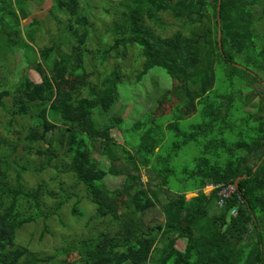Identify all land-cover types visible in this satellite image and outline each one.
<instances>
[{"label":"trees","instance_id":"1","mask_svg":"<svg viewBox=\"0 0 264 264\" xmlns=\"http://www.w3.org/2000/svg\"><path fill=\"white\" fill-rule=\"evenodd\" d=\"M21 1L0 0V60L6 65L11 55L24 54L12 81L6 77L9 70L0 80V126L6 121L1 128L6 135L0 134V264H162L168 256L171 264H264V116L260 115L264 87L248 66L237 62L238 56L256 50L253 30L259 21L254 19L255 12L264 18V10L256 11L259 1L122 0L111 7L107 1L105 10L114 15L105 34L111 35L112 42L99 40L93 52L85 41L80 53L65 55L62 49L81 39L83 27L89 39L87 14H82L78 4L71 10L72 0H53L52 9L68 16L64 26L56 22L60 29L66 28V39L61 40L60 33L36 49L21 41L17 50L15 41L28 19ZM14 5L21 10L13 11ZM164 14L190 33L159 35L149 22L163 27L160 18ZM52 17L57 20L53 13ZM205 19L207 37L203 40ZM38 26L37 21L30 24L27 39L34 40ZM135 47L143 59L140 81L155 69L183 73L188 87L178 96L186 108H197L200 123L184 132L179 114L165 122L147 111L136 123L139 142L126 145L128 150L111 134L122 125V118L108 116L120 99L121 70L115 64L99 84L86 77L99 66L107 68L109 60L127 59ZM89 53L92 70L85 64ZM224 66L228 71L217 88L216 69ZM22 67L33 69L41 83L17 77ZM68 69L75 82L64 89L52 79ZM254 84L261 85L262 91L255 92ZM256 98L261 104L257 113L247 112ZM105 99L111 100L107 114L102 109ZM23 116L35 124L26 131V138L19 136L23 135L19 132ZM53 124L59 125L56 132L50 130ZM46 128L49 131L42 137ZM12 135L19 142H11ZM185 149L197 152L193 164L174 165ZM15 155L19 161L25 159L26 165L38 162L33 167L36 175L48 170L64 173L74 180V188L84 189L86 199L96 206L95 216L85 220V227L95 226L97 232L78 242L62 239V248L51 256L33 252L20 238L27 226L43 221V233H50L48 222L61 217L73 200V217L83 220L86 213L74 191L64 189L63 197L57 198L44 181L29 188L22 176L29 169ZM109 176L124 177V182L110 188ZM241 178L237 193L221 207V189L204 193L208 185L227 187ZM189 193L197 196L188 200ZM50 200H55L53 206ZM233 209L238 211L235 216ZM153 210L163 217L162 223L151 228L145 216ZM181 242L183 250L178 248ZM75 253L80 260L67 261Z\"/></svg>","mask_w":264,"mask_h":264},{"label":"rangeland","instance_id":"2","mask_svg":"<svg viewBox=\"0 0 264 264\" xmlns=\"http://www.w3.org/2000/svg\"><path fill=\"white\" fill-rule=\"evenodd\" d=\"M21 1V0H20ZM23 1V2H22ZM21 8H25L27 11V17L28 19L26 21L22 22L23 32H21L19 38L15 41V47L18 50V44L21 41H27L30 42L35 46V49L37 48V44H41V46L48 45L50 40L58 36L60 33H63V36L61 37V40L66 39L65 29H60L59 26H64V23H67L68 16L65 15L63 12H60L59 10L52 9L54 5L53 0H22ZM112 3L109 7L114 5V2L122 1V0H72L70 4L71 10H74L76 4L81 7L82 14L88 16L89 19V39L88 34L86 35L87 30L82 28V31H80L81 39L77 40L75 44L71 47H65L63 48V52L65 54H71L74 53H80L83 49V45L86 44L87 48L89 50H92L93 52L96 51V44L98 41L105 39L109 44L112 42L111 35H106L105 31L109 28V26L112 25L113 22V12L108 14L106 12L105 6L108 4V2ZM259 6H257L256 11L261 12L264 10V0H258ZM19 5H14V10L17 11L21 10ZM108 7V9H109ZM53 10V12H52ZM57 18L55 20L52 17ZM262 14H256L254 15V19L257 22V24L254 27L253 33L257 36L256 39V50L255 52H252L253 54L248 55H242L238 56L237 62L243 63L244 65L248 66L249 70L252 71L256 76H258L262 81L261 85L264 87V18L261 20ZM161 25L163 27L158 26L154 22H149L150 25L156 30V32L161 35L164 38L170 37L176 32H184L186 34H189L190 32L188 30L183 29L182 24L176 22L170 15H162L161 16ZM34 21H37L40 26H38V32L34 36V40L27 39L25 33L27 29L30 30V24ZM56 22H61L59 26L56 25ZM60 29V31L58 30ZM202 30V25H201ZM217 28L214 27V32L216 33ZM87 36V37H86ZM87 39V40H86ZM39 44V45H40ZM136 49H131L128 53V58H120L117 62L113 60H109L107 64V68H102L101 66L98 67V71L95 72H88V75L86 77V81H91L93 84H99L104 78L107 77L106 74L107 71L111 70L112 67L115 66V64L119 67L121 70V75L123 76V82L119 87L120 92V99L113 108V110L108 114L110 118L114 117H121L123 122L119 124L120 127H116L112 130L111 134L115 141L125 147L126 149L130 150L126 145L134 144L139 142V136L138 131L139 128L136 123H138L142 116L148 111L153 114V116L157 119H162L163 121H167L175 117L177 114L180 115L181 122L179 123V127L184 132L191 131L192 127L195 125H198L200 123V117L198 115L197 108L190 107L186 108L181 100V98L178 96V92L185 90L187 85V80L183 73L178 71V74H176V71H169L166 72L163 69H155L151 70L149 74L140 81V70L142 67L143 62L140 60L137 56L138 52L140 51L138 47H135ZM139 50V51H138ZM263 52V54H261ZM140 53V52H139ZM90 55L87 54L85 57V64L88 65V69L92 70L94 68V65L90 64V61H92L93 56L91 53ZM142 55V53H141ZM24 57V54L22 52H18L15 55H11L9 59L6 61V65H4L0 60V80L5 75H7V72L9 70L7 77V80L9 79L12 81V79L15 77L13 71L17 66L22 65V59ZM119 63V64H117ZM259 68V69H258ZM107 69V70H106ZM6 70V71H5ZM143 70V69H142ZM141 70V71H142ZM228 69L224 67H218L216 69V74L218 76V82L216 87L218 88L220 86V80L224 78V73H226ZM140 72V73H138ZM17 77H28L30 80L35 82L37 85L41 83L40 76L33 70V69H27L23 68L19 70ZM53 82H59L64 89H69L72 84L75 82L74 78L71 75V70L68 69L58 75L56 78L52 79ZM17 84V83H15ZM261 85L254 84V91L259 93L262 91ZM85 94H87V90H85ZM263 98L262 102H264V93H262ZM33 101L34 100H30ZM260 99H255V105H249L245 110L249 113H257ZM10 100H7L8 107H10ZM111 100L105 99L102 101V109L103 113L107 114L110 109ZM262 112L261 116H264V103L262 104ZM1 113V111H0ZM21 120H24L22 122V129L19 130V132H23V135H19L20 137L26 138V131L28 128H30L32 125H35L29 116H23ZM94 120L97 123L99 122L98 118L94 116ZM3 126H0V134L6 135V131L1 130L5 127L6 121L3 120ZM98 124V123H97ZM135 124V125H134ZM54 125V124H53ZM59 125H54L51 127L52 132H56ZM52 128H55L52 130ZM49 129H45L42 133V137L47 135ZM6 137V136H5ZM15 136L12 135L11 142L17 141V139H14ZM19 142V141H17ZM22 144H25L24 142H20ZM170 147V144L167 145V149ZM4 149V148H3ZM6 152H9L5 150ZM197 155V152L184 150L181 153V157L174 163V165L179 167H185L188 165L193 164V159ZM15 160H17L20 165L27 166L29 171L22 173V176L27 183L29 188L34 187L38 183L44 181L45 183H48L51 187H49L54 194H56L57 198H62V192L63 190H71L76 193H78L79 198H81L80 201V208H82L86 213V218L83 220H80V217H73L71 214V208L73 204H75V200L68 202V204L64 207L62 213H61V219L54 218L51 222H48L50 233H43V228L45 222L40 221L36 224H32L30 226H27L20 234V238L22 241H24L28 246H30V249L38 253L40 256H51L55 251L62 248L63 243L62 239L69 241H80L84 238H90L94 233L97 232V227L91 226L90 228L85 227L86 225V219H89L90 217L95 216L96 212V206L93 205L89 199H86V195L84 192V189H79V187L74 188V180H70V178L65 175L64 173L61 174L60 172H54L53 170H48L46 172H43L41 175H36L33 172V167L36 165L38 167V162L31 161L33 165H26L25 159L19 161L18 156L13 157ZM98 158V157H97ZM32 160V159H31ZM108 164V161L106 160L104 162V165L106 166ZM62 165V163H61ZM143 173V181L146 183L147 178L145 176V170L142 171ZM124 178V177H123ZM123 178H114L113 176H109L106 180L107 185L110 188H116L120 187L124 179ZM210 189L204 190V193L209 195ZM197 193H189L187 194V199L191 200L192 198L196 197ZM55 200H50L48 202L49 206H53ZM124 200L120 201V204L122 206ZM162 214L157 212V210L149 211L145 216V223L147 226L153 228L156 225L162 223ZM100 229H103V225L99 223ZM43 237V239H41ZM178 248L180 250H183L184 245L183 242L179 243ZM67 261H74V260H80V254L75 253L71 256L66 258ZM172 259L168 256L162 260V264H171Z\"/></svg>","mask_w":264,"mask_h":264},{"label":"built area","instance_id":"3","mask_svg":"<svg viewBox=\"0 0 264 264\" xmlns=\"http://www.w3.org/2000/svg\"><path fill=\"white\" fill-rule=\"evenodd\" d=\"M206 189H210V192L209 193H212L216 190H220L219 192V196L222 198V200L220 201V207L224 205L225 203V200H229L230 198H232L234 196L235 193H237V187L236 185H229L227 187L225 186H221V185H208L206 187ZM238 201H242V198L241 196H238ZM237 209H233L231 211V215L232 216H235L237 215Z\"/></svg>","mask_w":264,"mask_h":264},{"label":"water","instance_id":"4","mask_svg":"<svg viewBox=\"0 0 264 264\" xmlns=\"http://www.w3.org/2000/svg\"><path fill=\"white\" fill-rule=\"evenodd\" d=\"M220 4H221V2H220ZM218 12H220V7L218 8ZM207 24H208V20L207 19H205L204 21H203V24H202V39L203 40H205L206 39V37H207V35H206V27H207ZM219 29H220V26H219ZM218 40H219V44H220V48H221V30H219V35H218ZM55 128H52V130H54ZM254 171H256V170H254ZM240 180H243V178H241V179H239V180H237L236 181V183H235V185H236V187H238V184H239V181Z\"/></svg>","mask_w":264,"mask_h":264},{"label":"clouds","instance_id":"5","mask_svg":"<svg viewBox=\"0 0 264 264\" xmlns=\"http://www.w3.org/2000/svg\"><path fill=\"white\" fill-rule=\"evenodd\" d=\"M212 185V184H211Z\"/></svg>","mask_w":264,"mask_h":264}]
</instances>
